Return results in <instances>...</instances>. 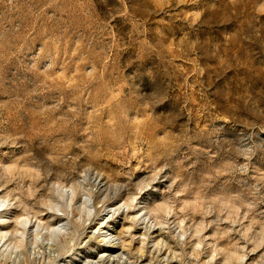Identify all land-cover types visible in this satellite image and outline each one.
<instances>
[{
  "label": "rangeland",
  "instance_id": "obj_1",
  "mask_svg": "<svg viewBox=\"0 0 264 264\" xmlns=\"http://www.w3.org/2000/svg\"><path fill=\"white\" fill-rule=\"evenodd\" d=\"M0 264H264V0H0Z\"/></svg>",
  "mask_w": 264,
  "mask_h": 264
},
{
  "label": "bare ground",
  "instance_id": "obj_2",
  "mask_svg": "<svg viewBox=\"0 0 264 264\" xmlns=\"http://www.w3.org/2000/svg\"><path fill=\"white\" fill-rule=\"evenodd\" d=\"M114 229V228H113Z\"/></svg>",
  "mask_w": 264,
  "mask_h": 264
}]
</instances>
